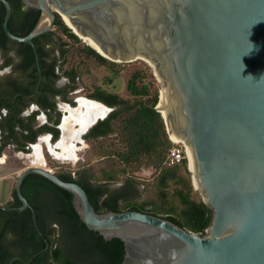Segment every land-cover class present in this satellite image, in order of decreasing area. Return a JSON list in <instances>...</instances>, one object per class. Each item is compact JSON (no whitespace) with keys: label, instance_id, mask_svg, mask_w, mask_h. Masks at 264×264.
I'll return each instance as SVG.
<instances>
[{"label":"water","instance_id":"1","mask_svg":"<svg viewBox=\"0 0 264 264\" xmlns=\"http://www.w3.org/2000/svg\"><path fill=\"white\" fill-rule=\"evenodd\" d=\"M22 1L40 11L27 36L11 32L12 5L0 0L4 32L14 42L33 46L54 29L59 15L80 39L99 46L103 54L92 48L104 58L150 64L162 86L157 109L165 90L167 131L191 147L199 180L197 187L190 163L194 187L214 215L202 236L138 211L101 214L81 185L36 166L18 175L22 205L0 210L30 208L37 227L22 184L38 174L74 195V208L89 230L124 242L122 264H264V0ZM107 116L91 122L79 142Z\"/></svg>","mask_w":264,"mask_h":264},{"label":"trees","instance_id":"2","mask_svg":"<svg viewBox=\"0 0 264 264\" xmlns=\"http://www.w3.org/2000/svg\"><path fill=\"white\" fill-rule=\"evenodd\" d=\"M7 1L13 8L9 22L11 32L27 36L37 24L40 11L26 7L22 0ZM5 14L6 8L0 2L2 51L6 50L9 42L26 44L14 42L7 37L3 29ZM58 32L69 42L82 44V40L59 15L52 31L34 39L36 44L41 41L52 44L49 52L44 47L39 50L44 77L41 86L43 95L39 103L44 108L54 107L46 95L48 92L60 93L53 88V84L61 76L70 78L75 90L80 74L78 66H68L69 42L62 41L61 36L57 37ZM55 38L59 41L56 42ZM81 51L86 58L97 60L111 72L107 78L108 84H113L119 76V71L114 68L126 65L104 58L91 46L84 45ZM17 53L18 57H12L10 62L17 63L15 65L18 70L26 71L34 63L31 50L24 47ZM48 56L53 59L47 61ZM142 64L144 67L135 70L127 81V98L103 88L94 89L87 97L112 108L105 119L98 121L84 135V140L91 145L99 162L77 170L64 168L57 175L64 181L81 185L98 213L138 211L164 218L187 231L206 236L213 220V210L195 189L188 160L185 158L175 165L167 163L173 142L162 113L157 109L161 96L160 84L153 68L149 64ZM57 68L60 69L59 73H56ZM33 77L36 83L37 74L33 73ZM6 93L11 96L19 94L21 100L29 91L27 87L11 81ZM70 103L75 106V102ZM1 127L10 136L14 134L15 124L8 120L3 121ZM28 127L31 128V125ZM59 136L60 130H54V141ZM50 157L47 152V160ZM146 169L155 171L154 192L152 196L140 200V182L137 177ZM116 183H122V186L110 190L109 186ZM35 189L49 192V195H37L41 202L37 201ZM22 193L35 210L39 231L30 210H0V264H11L16 256L20 259L12 264H122L125 257L124 242L119 238L106 240L98 232L89 230L74 208V195L71 192L41 175L31 174L24 180ZM16 206H21L18 199ZM9 234L13 236L11 239H7ZM47 244L49 248L45 250Z\"/></svg>","mask_w":264,"mask_h":264},{"label":"flooded vegetation","instance_id":"3","mask_svg":"<svg viewBox=\"0 0 264 264\" xmlns=\"http://www.w3.org/2000/svg\"><path fill=\"white\" fill-rule=\"evenodd\" d=\"M27 44L28 43L23 45V44H16V43L9 42L6 44V48H5L6 50L4 51L0 50V159L3 156H5V153L8 149L12 150L14 154L22 153L25 156L26 155L32 156L35 153L34 148L39 146L38 143L40 142V140L45 142L49 147L51 145L54 147V149H60L58 147V144L60 143V142L58 143V141L61 139V134H62L60 125L62 123V119L64 122V118L66 117V115L69 114L68 109H72L68 107V105L69 106L71 105L70 101H73L72 99L69 98V94L75 92L76 89L75 90L73 89L74 83L67 76H61L53 84V88L55 90H59L60 93L55 94L54 92H48L46 95L49 103L54 104L53 108H44L41 105V103H39V100L41 99L43 95L41 91V86L44 83V77L42 74L41 63H40L39 50L43 49L44 47L46 52H49L51 50L52 44L43 43L42 41L37 44L34 43L33 46L30 44L28 45ZM24 47L30 48L31 56L33 58L34 63H31V65L26 71H21V70H18L17 66L15 65L17 63H11L10 59L12 57L14 58L16 56L18 57L17 51ZM35 50L39 57V66L36 60ZM51 59H53L52 56L51 58L50 56H48L47 61H51ZM15 61L16 60H14V62ZM59 70L60 69L57 68L56 73H59ZM33 73L37 74L36 83H35V78L33 77ZM40 75H42V79H40ZM63 78L68 80L69 84L68 86L61 88L59 84H60L61 79ZM11 81H15L18 86L27 87L29 93L24 94L21 97V100L19 99L20 97L19 94H15L14 96L8 95L6 93V90L10 88ZM65 112H66V115H64ZM42 116L44 120H42ZM6 120H8L9 123L15 124V127H14L15 131H14V134H11V136L9 135L10 133L8 131H4V129L1 127V124H3V121L5 122ZM28 125H31V128L28 127ZM56 129L60 130V136L58 140L54 141V130ZM63 134H64V131H63ZM34 138H36L35 141H34ZM27 150H30V151L26 152ZM40 153H41V148H40ZM52 154L54 155L53 152ZM54 173L57 175V172H54ZM15 189H16V184L12 188V196L10 200L6 202L3 206H7L9 208L20 207V206H16V202L18 199L17 195L13 197V191ZM35 190L36 191L34 193L36 194V196L41 195V194L49 195V192H46V191L39 192L38 189H35ZM37 201L41 202V198L38 196H37ZM40 202L39 204H41ZM31 208L33 209L32 206ZM14 210H17V209H14ZM14 210H8V211H14ZM26 210L31 211L30 208ZM26 210H23V211H26ZM17 211H20V210H17ZM36 229H38L39 231L38 225ZM12 237L13 236L9 234V238L7 239H11ZM14 259L17 260L20 258L16 256L14 257Z\"/></svg>","mask_w":264,"mask_h":264},{"label":"rangeland","instance_id":"4","mask_svg":"<svg viewBox=\"0 0 264 264\" xmlns=\"http://www.w3.org/2000/svg\"><path fill=\"white\" fill-rule=\"evenodd\" d=\"M56 36H61L62 41L64 40L69 42L66 38L62 37L58 32ZM82 40V39H81ZM55 41H59L55 38ZM69 49L70 54L69 57V64L68 66H78L80 70L79 78L77 80V89L75 92L69 94V98L72 99L76 105H68L70 108H76L79 103V99H87L90 100L88 95L94 91L96 88H103L107 89L111 92L118 93L121 97H128L127 91V81L130 75L137 69L144 67L143 63L149 64L144 60H137L130 63H126V65H120L115 70L119 71V76L114 79L113 84H108L107 78L111 75V72L104 66H102L97 60L88 59L85 57L84 53L81 51V48L84 45H88L86 42L82 40V44L75 45L72 42H69ZM117 63V62H116ZM117 64H125L118 62ZM150 65V64H149ZM113 69V70H114ZM154 70V69H153ZM158 80V79H157ZM159 82V81H158ZM68 80L65 78L61 79L60 86L66 87L68 86ZM160 84V82H159ZM160 88L162 90V86L160 84ZM160 90V91H161ZM77 101V102H76ZM108 109V108H107ZM111 112V109H108L107 114ZM66 115V112L64 113ZM65 117V116H64ZM42 120L43 116H42ZM43 139V138H42ZM59 143V142H58ZM41 148V157L42 162L44 163V167L51 169L53 172H58L61 169H74L77 170L85 165H92L99 162L98 158L95 157V154L92 150L91 145L86 143L85 141L82 142L79 140L72 142L73 146L75 147V158L70 157L68 155L62 157H56L52 154L51 149L55 150V152L60 153V149H54L53 146L50 147L40 140L38 143ZM32 151V150H31ZM48 152L50 159L47 160L46 153ZM31 159L30 155L24 154H14V152L8 149L0 159V203H3L7 198V193L10 187H14L17 182L18 175L26 168L30 166H37L35 165ZM155 171L153 169H146L144 173L139 174L137 177L140 184L138 186L139 192V199L144 200L147 197L153 195L154 192V181ZM122 186V183L111 184L109 186L110 190H116ZM200 194V193H199ZM201 195V194H200ZM202 197V196H201Z\"/></svg>","mask_w":264,"mask_h":264},{"label":"bare ground","instance_id":"5","mask_svg":"<svg viewBox=\"0 0 264 264\" xmlns=\"http://www.w3.org/2000/svg\"><path fill=\"white\" fill-rule=\"evenodd\" d=\"M65 21L67 24L74 30L77 34L80 35L79 32H77V29L69 22V19L64 16ZM82 40L85 41L88 45L95 48L99 52L103 54L99 46H93V44L90 42L89 39L82 37ZM79 105L76 108L68 109L69 114L66 115L64 118V122L62 125V129L64 131L62 140L58 144V147L60 148V153L55 152V150L51 149V151L54 153L56 157H62L68 155L70 157L75 158V147L73 146L72 142L79 140L80 134L86 129V127L93 122L96 118L104 116L108 109L107 107L87 99H79L78 101ZM167 103V97H166V91L163 90V96H162V102L159 105V109L161 113L164 115L166 119L169 118V110L166 108ZM176 140H182L183 139L178 136V134H173L172 136ZM189 150V161L191 163V167L195 172V181L197 187H199V180L196 173L195 168V161L194 157L191 151V147L186 143ZM35 153L31 156L32 162L37 165L36 167H44V163L42 162V157L40 153V146H37L34 148Z\"/></svg>","mask_w":264,"mask_h":264},{"label":"built area","instance_id":"6","mask_svg":"<svg viewBox=\"0 0 264 264\" xmlns=\"http://www.w3.org/2000/svg\"><path fill=\"white\" fill-rule=\"evenodd\" d=\"M170 139L173 142V147L168 156L167 163L169 165L179 164L186 158L190 165L189 150L187 144L184 141L176 140L171 136Z\"/></svg>","mask_w":264,"mask_h":264},{"label":"crops","instance_id":"7","mask_svg":"<svg viewBox=\"0 0 264 264\" xmlns=\"http://www.w3.org/2000/svg\"><path fill=\"white\" fill-rule=\"evenodd\" d=\"M11 196H12V187L9 188L6 200L3 203H0V205H4L6 202H8L10 200Z\"/></svg>","mask_w":264,"mask_h":264}]
</instances>
